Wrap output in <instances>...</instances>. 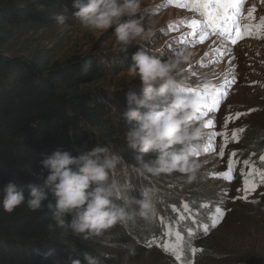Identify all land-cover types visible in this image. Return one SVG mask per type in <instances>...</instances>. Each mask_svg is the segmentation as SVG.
<instances>
[{"label":"rangeland","instance_id":"obj_1","mask_svg":"<svg viewBox=\"0 0 264 264\" xmlns=\"http://www.w3.org/2000/svg\"><path fill=\"white\" fill-rule=\"evenodd\" d=\"M253 9L252 22L259 25L260 19L264 18V0H242L241 17H247ZM76 11L78 9L72 5L67 12L64 10L55 14V18L65 14L68 19L64 24L56 22L53 29L16 30L0 42V53L25 58L40 53L39 56L50 58L53 62H65L72 56L108 53L109 56L104 58L111 59L106 62L110 68H104L103 79L90 88L138 95L142 88L141 81L138 77L130 76L127 68L132 63V55L139 48L161 56L163 60L191 52L190 61L182 64L183 71L176 74L178 85L184 88H202L205 84L209 88H219L224 85L215 93L218 107L207 116L195 119V123L205 131L202 143L206 151L195 157L202 163V168L193 181L188 182L185 174L173 173L163 175L164 179L159 181L164 183L162 186L153 182L152 178L135 181V177L128 176L137 187H162L160 189L171 192L199 190L207 199L201 206L206 207L208 216L204 217L185 202L180 206L169 205L177 217L176 222L167 223L168 219L161 218L159 236L143 241L133 238L126 231V225L118 224L105 236H111L112 242L119 247L103 246L100 254L103 264H191L196 252L206 247L203 239L209 245H218L219 251L234 253L246 264H264V183L255 175L264 172V161L260 160L264 156V27H261L258 35L244 36L242 39L233 32L234 44L211 34L199 42L189 37V30L183 26V22L199 18L198 13L177 7L168 0H143L141 12L124 19L129 21L140 17L146 25L154 23L155 35L140 41L139 45L129 46L125 52L116 40L114 29L96 31L83 27L72 16ZM240 23L242 26L248 21L241 18ZM185 37L188 39L185 40ZM206 101L196 117L200 116V112L207 111ZM124 103L127 106V97ZM111 115L117 120L120 112L115 110ZM209 121L212 124L205 127ZM117 122L126 127L124 133L134 125L122 116ZM249 173H254V176H249ZM253 178L258 187L253 192H246L245 179L251 181ZM132 195L137 199L142 198L138 191ZM245 196L247 199L243 198ZM214 206L224 214L217 225L211 227L217 215L216 210L209 212ZM156 212L155 202L152 218ZM184 221L193 226L181 225ZM205 226L208 227L207 232L204 231ZM162 242L167 243V251ZM125 246L134 247L135 255L128 256ZM193 249L196 251L193 252Z\"/></svg>","mask_w":264,"mask_h":264},{"label":"trees","instance_id":"obj_2","mask_svg":"<svg viewBox=\"0 0 264 264\" xmlns=\"http://www.w3.org/2000/svg\"><path fill=\"white\" fill-rule=\"evenodd\" d=\"M74 3L75 0H0V42L19 29H53L57 22L55 14L72 8ZM39 54L25 58L0 53V199L2 189L10 181L26 197L28 184L43 183L49 173L42 168L41 161L58 148L76 156L97 146H107L122 156L127 165L135 164L134 154L124 139L126 127L118 125L111 115L115 111L113 105L125 110L128 92L90 88L103 79L104 68H110L106 62L111 59L104 58L108 53L72 56L65 62H53ZM145 158H154V154ZM128 173L135 181L143 179H137L130 167ZM163 175L152 177L153 182L164 186L159 182ZM160 188L156 189V215L147 221L137 216L126 224V231L133 238L155 239L161 218L174 224L177 217L169 205L185 202L208 216L206 207L201 206L207 199L199 190L171 192ZM49 200H53L51 195ZM213 208L210 213L217 209ZM71 218L68 216L67 220L70 222ZM49 224L54 221L46 207L32 211L25 202L6 212L0 205V264H72L76 259L86 264L81 255L84 252L102 261V237L85 239L67 226L50 229ZM180 224L193 226L187 221ZM203 240L206 247L196 252L191 264H246L234 253L219 251L218 245ZM50 251L53 255L45 258Z\"/></svg>","mask_w":264,"mask_h":264},{"label":"clouds","instance_id":"obj_3","mask_svg":"<svg viewBox=\"0 0 264 264\" xmlns=\"http://www.w3.org/2000/svg\"><path fill=\"white\" fill-rule=\"evenodd\" d=\"M142 3L143 0H75L73 7L78 11L72 16L91 30L114 29L117 42L126 52L129 46L139 45L140 41L155 35L154 23L146 25L140 17L124 19L137 16ZM67 19L65 14L56 17L59 24ZM191 56L192 53L187 52L161 60L142 48L132 55L127 71L135 79L139 78L141 91L138 95L128 94L126 110L113 107L120 112L119 118L135 122L124 134L127 147L134 154V165H127L122 156L107 146H97L76 156L58 148L41 161L42 168L49 174L43 183L27 185V197L13 181L2 189L0 205L3 209L12 212L25 202L32 211L46 207L54 221L49 224L50 229L67 226L85 239L105 237L101 241L103 246L119 247L105 234L137 216L150 220L155 209L156 189L132 184L128 179L129 167L137 179L180 173L187 176L188 182L193 181L202 168L195 157L206 151L202 143L205 131L195 119L207 101L201 96L181 95L176 80V74L183 71L181 65L189 62ZM149 153L154 154V158L146 159ZM137 191L141 199L132 195ZM49 195L53 200H49ZM45 201H48L46 205ZM68 216L72 217L70 222ZM125 247L128 256L135 255L134 247ZM51 255L52 251L45 258ZM81 255L86 264H103L89 252ZM72 264H81V260L76 259Z\"/></svg>","mask_w":264,"mask_h":264},{"label":"snow or ice","instance_id":"obj_4","mask_svg":"<svg viewBox=\"0 0 264 264\" xmlns=\"http://www.w3.org/2000/svg\"><path fill=\"white\" fill-rule=\"evenodd\" d=\"M168 2L174 4L177 7H181L193 13L199 14V18H193L190 21L183 22V26L189 30V37H191L193 40L198 39L199 42H203L207 36L211 34L225 38L234 44L236 41L233 39V32H235V35L238 38L242 39L244 36H251L254 34L258 35L261 27H264V18L260 19L259 25L252 22L254 19V9L248 12L247 17H241L242 0H182V2L181 0H168ZM241 18L247 20L248 23H245L241 26ZM176 30L178 31L179 29ZM187 39L188 38L185 37V40ZM177 42L183 43L184 41ZM227 82L230 83L231 81ZM179 87L181 89V93L185 94L189 98L201 96L208 100L207 111L200 112V116L196 117V119H200V117L207 116L209 112L214 111L218 107L219 101L215 93L219 92L220 89L224 87V85H221L219 88L215 86L209 88L207 84H205L202 88H184L183 86ZM211 124L212 122L209 121L205 127H209ZM222 155L223 153H221V156ZM233 155H235V153H233ZM260 160L264 161V156H261ZM245 164H248V161H245ZM229 168L231 169V164L229 165ZM248 175L254 176V173H249ZM255 175H258L260 181L264 183V172H257ZM244 183L245 190L249 193L255 191L256 187H258L254 178L251 181L245 179ZM243 198L247 199V196ZM216 212L217 215L212 220L211 227H215L224 214L220 208H217ZM207 230L208 227L205 226L204 231L207 232ZM162 243H164L165 251H167V243ZM192 251L195 252L196 249H193ZM177 259H179V257H177Z\"/></svg>","mask_w":264,"mask_h":264}]
</instances>
